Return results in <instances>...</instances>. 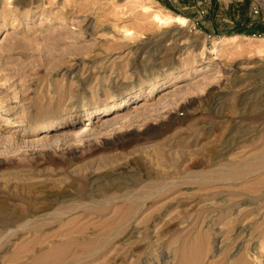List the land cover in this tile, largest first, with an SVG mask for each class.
<instances>
[{"label": "rangeland", "instance_id": "374dc122", "mask_svg": "<svg viewBox=\"0 0 264 264\" xmlns=\"http://www.w3.org/2000/svg\"><path fill=\"white\" fill-rule=\"evenodd\" d=\"M7 1L0 264H264V0Z\"/></svg>", "mask_w": 264, "mask_h": 264}, {"label": "bare ground", "instance_id": "6f19581e", "mask_svg": "<svg viewBox=\"0 0 264 264\" xmlns=\"http://www.w3.org/2000/svg\"><path fill=\"white\" fill-rule=\"evenodd\" d=\"M5 1V0H4ZM7 1V0H6ZM9 1V0H8ZM7 1V2H8ZM152 7V6H151ZM142 11L143 13L145 14H148L149 17H152L151 19H153L154 22H156L158 25L161 24L162 26L164 25H169V24H176V25H180V26H184L185 24H187V19L182 17V16H179V15H172L169 13H165V12H160V11H157V10H154L150 7H147V6H142ZM142 13V12H141ZM9 34H5V37L6 38ZM235 39V38H234ZM248 39V42L250 40H252V38H247ZM255 40V39H254ZM259 41V48H264V38H261V39H258ZM229 42V41H228ZM235 44V42L233 43ZM242 43H239L237 45H239L241 47ZM251 44V43H250ZM216 45V44H215ZM232 46V45H231ZM217 47H218V43H217ZM247 47V46H246ZM217 50V49H216ZM218 52V51H217ZM262 52V51H261ZM185 84L181 85V86H184ZM156 86V85H155ZM180 86V87H181ZM186 86V85H185ZM154 87V86H153ZM179 87V88H180ZM151 88V87H150ZM154 90V89H153ZM172 91L174 90H171V89H165L162 93V96H165L167 97V95H170L172 93ZM152 93V92H151ZM126 105V101L123 100L117 104H115L113 107H111L110 109L106 110L105 112V115L101 118H97L96 119V122L97 123H100V124H104V123H107L109 122L110 120L118 117L119 115L117 114L118 111L122 110V108H124V106ZM134 107H132V109H140L142 107H146L147 106V102L145 100H140L138 103H136L135 105H133ZM112 112V113H111ZM117 114V115H116ZM89 132V128H87L86 126L78 129L75 133V138H80V137H83L84 135H86L87 133ZM49 133H43L42 137L40 139H43V138H47L49 137L48 136ZM3 215V210L0 209V216ZM13 216V215H12ZM3 217V216H2ZM1 218V217H0ZM7 218V217H6ZM4 219V218H3ZM2 220V218H1ZM6 220V219H5ZM4 220V221H5ZM7 221V220H6ZM8 221H9V218H8ZM11 221V220H10ZM9 221V222H10ZM263 237V236H262ZM259 262V261H258Z\"/></svg>", "mask_w": 264, "mask_h": 264}]
</instances>
